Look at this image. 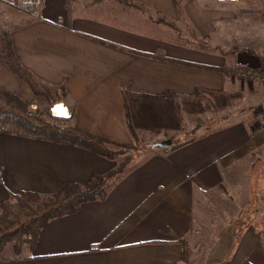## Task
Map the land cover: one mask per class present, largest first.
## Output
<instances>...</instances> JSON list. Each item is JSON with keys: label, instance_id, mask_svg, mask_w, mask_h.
I'll return each instance as SVG.
<instances>
[{"label": "crops", "instance_id": "crops-1", "mask_svg": "<svg viewBox=\"0 0 264 264\" xmlns=\"http://www.w3.org/2000/svg\"><path fill=\"white\" fill-rule=\"evenodd\" d=\"M217 2L42 0L39 19L12 29L13 48L23 68L66 88L72 127L130 145L124 91L229 93L213 53L186 47L175 37L174 28L182 27L169 25L181 21L179 14L216 12ZM14 77L0 63L1 81ZM205 126L191 141L126 171L103 200L49 221L33 249L5 247L11 250L0 253V264H264L263 224L248 218L264 194V160L251 169L245 160L263 156L264 129L253 136L245 117ZM113 161L0 134V204L20 191L51 194L64 183L84 185L94 173L111 171Z\"/></svg>", "mask_w": 264, "mask_h": 264}, {"label": "rangeland", "instance_id": "rangeland-1", "mask_svg": "<svg viewBox=\"0 0 264 264\" xmlns=\"http://www.w3.org/2000/svg\"><path fill=\"white\" fill-rule=\"evenodd\" d=\"M199 15L200 18L195 14H179L181 21L178 23L174 20V23H169V25L175 26L177 23L182 27L180 30L174 28L179 33L175 37L187 44L186 47H192L193 51L213 53L215 63L218 65L216 72L220 73L218 78L225 82L229 94L235 95L234 98L222 108L209 101L203 113L190 114L185 111L181 103V93L172 92L178 107L177 115L181 129L162 128L155 132L137 131V143L132 141L130 144L132 153L121 155L114 160V167L118 162L129 158H132L129 166H139L152 159L155 153L166 149L156 147L157 144L170 139L173 145L184 144L192 140V135L195 130L197 131L198 126L206 127V124L217 123L222 119L234 120L238 117H245L250 122L253 136L261 132L260 128L264 126V0H218L216 12H201ZM191 17L195 22H191ZM39 18H34L22 11L18 6V0H0V43L2 42L0 53L5 50L7 41L13 48V28L24 21L32 23L34 19ZM20 42L24 46L22 40ZM32 76L46 89L47 95L42 96L45 98L34 95L25 83V86L23 83L20 85L22 80L20 81L18 77L20 82L16 83V76L13 80L1 81L0 79V89L18 96L27 104L31 103L28 105L30 110L38 108L45 111L48 108L52 116L55 113L51 109L55 105H64L69 115L65 125L72 127V112L67 105L70 94L66 92V88L63 85L52 84L54 82L48 77L38 78L33 74ZM46 118H48L47 115ZM258 151L263 153L262 157L253 156L252 153L245 157L247 167L250 166L248 169H251V166L258 163L261 158L264 160V146ZM263 201L264 194L259 198V203L254 204L250 209L251 213L255 214L254 217L248 215L251 222L257 220L259 225L263 224L262 227H264V214L262 215L259 211ZM253 210L257 211L253 212ZM4 250L10 251L11 248H4Z\"/></svg>", "mask_w": 264, "mask_h": 264}, {"label": "trees", "instance_id": "trees-1", "mask_svg": "<svg viewBox=\"0 0 264 264\" xmlns=\"http://www.w3.org/2000/svg\"><path fill=\"white\" fill-rule=\"evenodd\" d=\"M119 1L127 4V0ZM137 54L156 57L144 53ZM0 63L22 80L34 95L41 97L47 95L46 89L22 67L9 41L5 42V50L0 53ZM122 94L125 125L134 143L138 141L137 131L155 132L162 128L181 129L177 115L178 107L172 92H167L162 96L130 91H124ZM234 96L221 91L196 90L191 95L180 96V99L187 113L197 114L205 111L209 101L222 108ZM30 104L14 94L0 90V134L74 146L109 160H116L121 155L132 153L130 145H121L67 126L65 125L68 121L66 118L52 116L48 108L45 111L38 108L30 110L28 107ZM199 128L200 126L197 130ZM131 161L132 158L124 159L109 172L93 174L90 181L84 185L64 183L55 193L39 194L20 191L11 194L0 204V253L10 245L14 252H18L22 245L33 249L40 231L49 221L74 214L85 203L103 200L111 186L126 171L136 167L129 166ZM188 257V248H183L182 260L187 263Z\"/></svg>", "mask_w": 264, "mask_h": 264}, {"label": "built area", "instance_id": "built-area-1", "mask_svg": "<svg viewBox=\"0 0 264 264\" xmlns=\"http://www.w3.org/2000/svg\"><path fill=\"white\" fill-rule=\"evenodd\" d=\"M19 8L32 17H38L40 15L42 0H18ZM53 111V108L51 109ZM67 108L65 107V113H67ZM264 129V126L261 127V130ZM257 210H253L256 212ZM261 214H264V203L261 205L260 211ZM255 215L254 213H252Z\"/></svg>", "mask_w": 264, "mask_h": 264}, {"label": "water", "instance_id": "water-1", "mask_svg": "<svg viewBox=\"0 0 264 264\" xmlns=\"http://www.w3.org/2000/svg\"><path fill=\"white\" fill-rule=\"evenodd\" d=\"M54 117H57V118H69V115L67 113L65 114H62V115H54ZM172 144L171 140H166L164 142H161L159 144L156 145V147L158 148H167V147H170V145Z\"/></svg>", "mask_w": 264, "mask_h": 264}, {"label": "bare ground", "instance_id": "bare-ground-1", "mask_svg": "<svg viewBox=\"0 0 264 264\" xmlns=\"http://www.w3.org/2000/svg\"><path fill=\"white\" fill-rule=\"evenodd\" d=\"M53 112L56 115H62V114H65V108L62 106V104H57L54 106Z\"/></svg>", "mask_w": 264, "mask_h": 264}]
</instances>
